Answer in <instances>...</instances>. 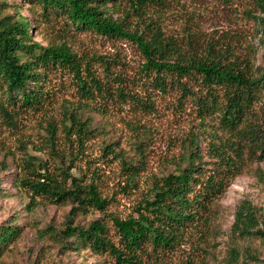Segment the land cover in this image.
I'll list each match as a JSON object with an SVG mask.
<instances>
[{
    "label": "trees",
    "instance_id": "16d2710c",
    "mask_svg": "<svg viewBox=\"0 0 264 264\" xmlns=\"http://www.w3.org/2000/svg\"><path fill=\"white\" fill-rule=\"evenodd\" d=\"M30 1L42 7L44 18L55 16L60 25L59 39L46 46L33 40L31 31L39 29V20L19 12L11 15L8 2L0 6L3 127L18 130L22 119L47 110L56 101L57 77H52L61 73L71 76L84 96V107L98 98L117 97L151 108L157 98L170 97L174 113L184 115L190 129L181 145L176 172L155 180L148 198L137 205L135 215L126 219L107 212L108 200L93 180L96 171L89 179L88 172L77 165V150L84 149L94 136L92 123L82 120L77 105L65 108L62 131L66 138H57V123L50 117L48 138L16 139L23 150L18 164L20 187L30 195L32 207L41 203L38 199L72 206L66 226L57 237L63 246L80 255L88 250L104 257L105 264H170L171 257L191 237L206 232L214 202L228 190L244 163L264 162V73L257 75L255 60L238 54L229 45L209 42L199 48L192 34L187 39L169 35L156 20L145 21L141 29H136L132 27V12L122 13L120 3L109 6V0ZM132 9L138 10L134 5ZM115 12L120 13L119 18L114 17ZM83 33L134 42L145 60L136 78L139 81L126 83L115 73H106L108 79L103 83L92 67L83 65L72 47ZM134 138H141L140 129ZM30 146L46 158L30 154ZM109 148L115 154L111 145L105 151ZM0 149L4 150L3 141ZM205 155L210 159V168L203 166ZM73 169H78L79 176L72 173ZM136 175L131 177V185ZM92 212L108 218H95L88 226L76 223L78 215ZM260 225L257 209L243 203L232 229L237 235L264 240ZM19 231L12 226L0 228V258L3 247ZM239 254L235 250L233 255Z\"/></svg>",
    "mask_w": 264,
    "mask_h": 264
},
{
    "label": "rangeland",
    "instance_id": "374dc122",
    "mask_svg": "<svg viewBox=\"0 0 264 264\" xmlns=\"http://www.w3.org/2000/svg\"><path fill=\"white\" fill-rule=\"evenodd\" d=\"M5 2L11 6V15L19 12L23 17L39 20V29L31 31L33 40L45 46L58 42L60 25L55 16L44 18L42 7L32 5L34 1L0 0V6ZM152 2L109 0V6L120 3L122 13L132 12V27L136 29H141L145 21L156 20L159 22L157 25L169 35L187 39L189 33L192 34L199 48L209 42L229 45L238 54L255 60L257 75L264 73V0ZM133 5L138 9L136 12ZM119 16L120 13L115 12L114 17ZM72 47L82 58L83 65L92 67L103 83L108 79L106 73H115L126 83L139 81L136 78L140 76L145 60L134 42L83 33L77 36ZM52 78H56V101L47 110L25 117L15 131L0 124V141L4 142V150L0 149V228L12 226L20 230L18 236L3 247L0 264H105L104 257L93 255L88 250L81 251L80 255L59 241L57 233L66 226L70 204L54 205L38 199L41 203L35 207L30 205V195L18 183V164L23 150L16 139L48 138L50 117L57 123V138H66L62 131L66 120L64 111L77 105L81 109L82 120L92 123L94 134L84 149L77 150V165L88 172L89 179L96 171L93 180L108 200L107 212L126 219L134 214L143 199L148 198L155 180L176 172L181 145L190 126L184 115L174 113L170 97L157 98L151 108H141L117 97L113 100L98 98L84 107V96L76 89L71 76L60 73ZM100 109L104 110L103 113ZM139 129L141 138H134ZM61 141L62 144L66 142L64 139ZM108 145L113 146L115 154L111 152L112 148L105 151ZM202 145L205 147L206 142ZM29 153L46 158L32 146ZM209 162L205 155L203 166L210 168ZM128 163L131 167H127ZM72 173L79 176L78 169H73ZM135 173L138 175L131 185L130 179ZM243 203L257 209L260 228L263 229L264 162L244 163L228 190L214 202L206 232L191 237L189 243L171 257L170 264H264V240L237 235L232 229L238 208ZM98 217L103 221L108 218L92 212L78 215L76 223L88 226ZM110 231L114 234L112 228ZM235 250L240 252L238 257L233 255Z\"/></svg>",
    "mask_w": 264,
    "mask_h": 264
}]
</instances>
